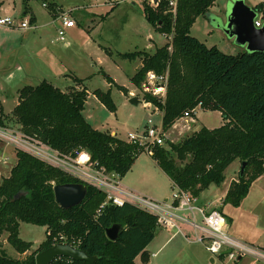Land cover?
<instances>
[{
  "label": "trees",
  "instance_id": "1",
  "mask_svg": "<svg viewBox=\"0 0 264 264\" xmlns=\"http://www.w3.org/2000/svg\"><path fill=\"white\" fill-rule=\"evenodd\" d=\"M28 1L22 0V16L30 12ZM214 2L178 0L173 17L165 1L156 8L144 1L145 18L170 41L153 52L136 50L118 55L141 60L131 77L136 87H140L148 71L166 76L163 97L143 95L144 101L162 111L163 129L170 128L184 111L198 102L202 108L220 111L221 125L202 126L179 142L167 141V146H155L151 157L172 185L194 196L211 184L220 185L225 169L233 161L240 164L245 161L243 175L238 172L223 198V203L238 206L252 182L264 174V51L229 54L191 35L197 17L205 16ZM49 5L53 6L52 2ZM253 8L261 11L264 4L259 2ZM104 75L109 83L113 82L109 75ZM92 93L107 109L115 110L110 89H95ZM87 95L86 87L63 91L42 80L19 89L11 113L23 133L62 153L74 155L85 149L98 166L122 177L142 149L92 127L82 112ZM15 155L16 162L9 175H0V236L6 233V242L19 257L8 256L0 243V264H36L35 255L53 245L60 236L77 244L88 255H95L93 264H137L138 255L145 257V248L158 227L156 216L129 203L106 204L97 213L105 193L90 184L86 185L87 194L80 204L64 209L54 198V185L80 180L21 150H16ZM20 222L46 228L45 238L36 250L28 252L32 243L19 236ZM114 223L120 224L121 230L115 240H110L105 230ZM52 264L90 263L59 257Z\"/></svg>",
  "mask_w": 264,
  "mask_h": 264
},
{
  "label": "rangeland",
  "instance_id": "2",
  "mask_svg": "<svg viewBox=\"0 0 264 264\" xmlns=\"http://www.w3.org/2000/svg\"><path fill=\"white\" fill-rule=\"evenodd\" d=\"M103 1L29 0V10L36 17L32 23L35 28L8 31L5 27H0V112L3 113L0 118L5 125L16 126V119L11 111L18 100L19 89L25 85H37L42 80L63 91L86 87L89 93L82 111L85 119L95 129L114 132L124 140H127L129 132H141L148 118L158 125L162 123V111L154 109L151 103L143 99L144 93L157 95L153 84L145 77L140 87H136L131 80L139 66V58H122L118 52H152L156 46L159 47L170 39L155 30L145 18L143 2L147 0H127L113 8ZM232 1L215 0L210 7L217 23L221 22ZM50 2L53 6L49 5ZM244 2L249 6L259 2L264 4V0ZM5 5L12 7L8 14L13 16H20L23 12L22 0H5ZM18 9L21 11H16ZM63 13L74 20V25L64 30V40H60L57 29L61 26V20L58 16ZM28 15L30 17V13L25 16L29 18ZM215 24L213 20L200 15L191 26V35L207 46L215 44L225 53L241 52V46L223 31L214 28ZM104 74L109 75L115 83L109 84ZM76 77L81 82L75 81ZM95 89H110L116 107L114 111L107 109L95 97L92 93ZM132 97L137 98V104L130 102ZM221 123L220 111L201 106L197 109L195 123L190 124L189 130L182 129V120L168 128L170 132L166 129L164 145L167 146V141L172 139L173 142H179L202 126L214 128ZM181 129L182 133L178 134ZM15 151L12 146L0 142L1 176L9 175L16 162ZM240 166V162H232L224 171V181L220 185L211 184L203 192L204 197L221 195L231 177H238ZM122 183L132 189L136 186L138 192L145 194V197L160 201L169 198L172 190L168 176L146 151L139 153L132 168L122 176ZM222 212L226 218L225 229L230 235L249 244L264 245V174L253 181L248 194L238 206L223 203ZM45 229L44 226L20 222L19 236L32 243L28 252L36 250L44 240ZM155 234L152 248L160 239V230L156 229ZM176 240L182 249L181 256L172 262L177 256L174 252L178 250L172 248V243L164 250L167 255L164 260L156 258L158 264H163L161 260L164 264H193V257L198 261L197 264H234L233 261L211 256L202 245L186 242L180 235H177ZM0 243L8 256L19 257L15 249L6 242V233L0 236ZM210 258L214 261L211 262ZM242 258L238 264H262L261 259L255 256L244 254ZM151 261L153 263L157 260ZM136 262L145 264L140 258Z\"/></svg>",
  "mask_w": 264,
  "mask_h": 264
},
{
  "label": "built area",
  "instance_id": "3",
  "mask_svg": "<svg viewBox=\"0 0 264 264\" xmlns=\"http://www.w3.org/2000/svg\"><path fill=\"white\" fill-rule=\"evenodd\" d=\"M125 1L127 0H104L103 2L106 5L115 6ZM147 1L153 8H156L161 1H165L167 10L173 17L175 16L178 0ZM43 5L45 6V3ZM58 18L61 20V26L57 29L58 38L64 40V30L72 27L74 20L66 13L61 14ZM263 22L264 9L257 11V17L254 19L256 27H260ZM0 27L30 29L31 23L26 16L0 13ZM146 79L153 84V89L157 95H160V97L165 95V75L148 71ZM199 107H201V102L184 111L173 125L182 120V122L184 121L182 129L189 130L191 128L190 124L195 123V114ZM166 134L162 123L158 125L151 118H148L144 129L141 132H129L126 141L151 155L155 146L165 144ZM0 142L12 146L15 150H21L36 157L46 164L77 178L80 182L93 185L103 191L105 199L97 208V213L106 204L123 206L129 203L156 216V223L160 227L177 228L179 230L178 222L189 224L196 233L195 240L200 242L213 257H221L223 260L227 259L235 262L237 259L242 258L244 254H248L261 259L262 264H264V247L249 244L230 235L225 229L226 218L221 210L217 207L199 204L198 197L188 190L172 185L171 195L167 200L158 201L145 197L123 188L119 183L121 177L116 173H108L103 166H98L97 162L91 159L90 154L85 149L76 151L74 155L62 153L48 144L23 133L19 128L9 127L3 122L0 123ZM59 242L69 241L60 236L53 245ZM69 243L79 248L77 244Z\"/></svg>",
  "mask_w": 264,
  "mask_h": 264
},
{
  "label": "water",
  "instance_id": "4",
  "mask_svg": "<svg viewBox=\"0 0 264 264\" xmlns=\"http://www.w3.org/2000/svg\"><path fill=\"white\" fill-rule=\"evenodd\" d=\"M256 17L257 11L247 5L244 0H233L221 18V22L217 23L215 19L214 24L216 23L215 27L220 28L228 37L244 47L245 51H264V22L260 27H256L254 23ZM130 102L137 104L138 100L136 97H132ZM245 166L246 162L243 161L239 169L240 175H243ZM53 191L57 203L62 208L68 209L84 200L87 194V186L82 182L62 183L54 185ZM19 196V194L15 195L13 199ZM120 230L121 225L114 223L105 230V233L110 240H115ZM59 257H66L73 261L85 260L90 264H93L96 259L95 255H88L84 250L69 242H59L39 251L35 255V263L52 264Z\"/></svg>",
  "mask_w": 264,
  "mask_h": 264
},
{
  "label": "crops",
  "instance_id": "5",
  "mask_svg": "<svg viewBox=\"0 0 264 264\" xmlns=\"http://www.w3.org/2000/svg\"><path fill=\"white\" fill-rule=\"evenodd\" d=\"M251 7H253V5H251ZM10 8H12V7H10L9 5H5V0H2V2L0 3V13L1 14H8L11 10H10ZM13 9H14V7H13ZM9 11V12H8ZM16 11H21L20 9H18V10H16ZM30 13V16L32 15V16H34V14L32 13V12H29ZM8 15H11V14H8ZM17 15H18V13H17ZM20 15V14H19ZM52 15V14H51ZM209 17H208V16ZM207 15H205L204 17L206 18V19H208V20H215V19H213V13L211 12V10H209V12L207 13ZM14 16H16V15H14ZM20 16H22V14L20 15ZM28 17H29V15H28ZM198 18V17H197ZM29 20H30V17H29ZM35 20H36V17L34 16V20H30V23H31V28L30 29H33V28H35V26L34 25H32V23L33 22H35ZM1 28H3L4 29V27H1ZM214 28H216L218 31H222L220 28H217V27H214ZM12 29H15V28H7V27H5V30H12ZM25 30V29H24ZM65 45H67V44H65ZM213 45H215V44H213ZM210 46H212V45H210ZM216 46V45H215ZM148 47H151V46H148ZM157 47V46H156ZM240 49H241V51H243V50H245L244 49V47H240ZM155 50V49H154ZM153 50V51H154ZM152 51V52H153ZM108 52V51H107ZM110 53V52H109ZM140 65H141V60L139 59V66L136 68V70L140 67ZM136 72V71H135ZM133 76V75H132ZM131 76V77H132ZM77 78V77H76ZM79 79V78H78ZM113 81V80H112ZM115 82L113 81L112 82V84H114ZM109 84H111V83H109ZM88 92V91H87ZM89 93V92H88ZM131 99V98H130ZM17 103V102H16ZM16 105V104H15ZM14 108V107H13ZM12 112V111H11ZM3 115V113L2 112H0V116H2ZM174 125H172L171 127H173ZM15 128H18V125H17V122H16V126H15ZM182 129L181 130H179L177 133L178 134H181L182 133ZM168 132H170V130L168 129ZM172 133V132H171ZM111 134L112 135H115L116 136V134L114 133V132H111ZM171 141H173V139L171 140ZM235 161H233V163H234ZM236 162H238V161H236ZM155 163H156V161H155ZM134 164V163H133ZM157 164V163H156ZM133 166V165H132ZM132 166H131V168H132ZM158 166V165H157ZM159 167V166H158ZM130 168V169H131ZM129 169V170H130ZM263 175V174H262ZM124 177V176H123ZM169 178V177H168ZM258 179V178H257ZM232 180H236V179H233V177H231V179H230V182L232 181ZM256 180V179H255ZM169 182H170V185H171V187H172V181L170 180V178H169ZM119 183H120V185L123 187V188H125V189H128V190H130V191H133V192H136V193H138V194H141L142 195V193H140V192H138V190H137V188H136V186H134V188L132 189V188H130V186H128V185H124L123 183H122V177L119 179ZM253 183V182H252ZM230 184V183H229ZM229 184H228V186H229ZM210 186V185H209ZM228 186H227V188H228ZM227 188L224 190V192H222V194L221 195H217V196H213V197H204L205 195H203V192L205 191V190H203L201 193H200V195L199 196H197L198 197V201H199V204H201V205H207L208 207H217V208H219L220 210H222V205H223V198H224V195H225V193H226V191H227ZM208 189V188H207ZM143 195H145V194H143ZM150 198V197H149ZM152 199V198H151ZM155 200V199H154ZM164 200H167V198L166 199H164ZM164 200H161V201H164ZM158 201H160V200H158ZM225 216V215H224ZM198 219V218H197ZM199 220V219H198ZM178 226H179V230L177 229V228H164V227H160V226H158L157 227V229H159L160 230V239H159V241L156 243V245H155V247L154 248H152V246H153V241L156 239V234H155V236H154V238L151 240V242L147 245V247L145 248V257L144 258H141V256L140 255H138L136 258H135V262H136V259L137 258H140V259H142V262L143 263H145V264H154L155 262V264H158V259H156L157 257L159 258H162V260H164L165 259V257L167 256L165 253H164V250H165V248L167 247V246H169L170 244H172L173 243V246H172V248H174V250H175V248H177L178 250L177 251H175L174 253L175 254H177V256L176 257H174L173 258V260H172V262L175 260V259H177V258H179L180 256H181V253H182V249L180 248V245L178 244V241L176 240V237H177V235H180L182 238H183V240H185L186 242H189V243H195V244H200V245H202L200 242H198V241H196L195 240V231L192 229V227L189 225V224H187V223H183V222H178ZM164 234V235H163ZM253 244H255V243H253ZM256 245H258V244H256ZM203 246V245H202ZM258 246H261V247H264V245H258ZM149 247H150V249H149ZM204 247V246H203ZM205 249V248H204ZM173 250V251H174ZM206 250V249H205ZM174 253H172V254H174ZM221 260H223L221 257H219ZM152 259H155V260H157V261H155V262H153V263H151L152 261ZM242 259L243 258H240V259H237V260H239V262H237V261H235L234 262V264H238V263H240V261H242ZM161 260V259H160ZM161 260V262L164 264V261H162ZM210 261L211 262H213L214 261V259L213 258H210ZM137 263V262H136ZM194 263H198V261L193 257V264ZM138 264V263H137ZM259 264V263H258Z\"/></svg>",
  "mask_w": 264,
  "mask_h": 264
}]
</instances>
